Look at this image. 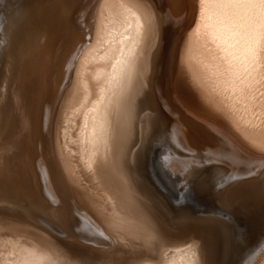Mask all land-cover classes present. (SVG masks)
Here are the masks:
<instances>
[{
    "label": "bare ground",
    "instance_id": "6f19581e",
    "mask_svg": "<svg viewBox=\"0 0 264 264\" xmlns=\"http://www.w3.org/2000/svg\"><path fill=\"white\" fill-rule=\"evenodd\" d=\"M136 1L145 7V29L137 44L139 54L129 57V62H136L137 69L131 78L137 90L133 91L131 80L123 87L117 85L114 91L112 88L111 95L108 91L105 112L100 108L107 127L101 133L97 131L89 151L96 154L95 158L90 155L95 162L93 168L88 167L95 177L87 181L91 177L86 178V171L81 183H77L69 163L74 164L77 159L79 163L81 157H73L70 152L76 158L72 162L67 160V152L62 153L66 156L58 153L56 141L61 140L56 128L57 115L82 97L77 79L84 68L91 70L88 78L93 90L98 83H104L107 64L91 63L86 57L91 50L87 43L94 44L101 14L109 0H8L4 5L0 26V212L10 216L0 213V224L13 228L20 223L27 231H35L47 246L56 245L63 254L58 252L60 257L64 256L69 264H155L153 257L188 241L193 246L181 251L184 264H214L213 228L220 224L223 230L224 221L213 213L197 216L183 208L175 210L174 201L161 191L150 164L149 181L145 177L139 160L150 152L148 144L160 135L161 141L177 143L179 150L189 152V174L192 183L196 181L195 188H199L195 193L200 201L208 199L206 202L220 209L235 208L254 216L255 235L249 242L255 239L251 250H257L251 254L249 264H262L264 119H250L247 99L239 88L232 89L235 71L230 67V36L217 31L215 20V29L209 28L210 24L206 26V20L203 24L201 0ZM225 9L229 11L230 7ZM252 43L253 54L246 53L250 56L246 68L256 80L254 86H264L262 31ZM130 91L140 102L136 104L139 110L132 107L135 113L130 104H124ZM80 151L77 154H83ZM81 166L79 163L77 168ZM173 166L179 168L175 161ZM226 166L230 170L227 174ZM179 257L176 259L180 263Z\"/></svg>",
    "mask_w": 264,
    "mask_h": 264
},
{
    "label": "rangeland",
    "instance_id": "374dc122",
    "mask_svg": "<svg viewBox=\"0 0 264 264\" xmlns=\"http://www.w3.org/2000/svg\"><path fill=\"white\" fill-rule=\"evenodd\" d=\"M201 1L202 2H200V4H201L200 5V14H201L200 15V19L203 22V24H206L208 22L206 24V26L209 27L208 24H210V27L209 28H211L212 22H214V20H215V22L213 24L216 25L215 27H219L217 31H219L220 33L224 34L226 37L227 36H230V38H229L230 39V42L231 43L232 42L234 43V45H233V43L232 44L230 42L228 43L229 48L232 47V48H230V49H232V50H230V51H232L231 54H230V59L232 58L231 61H230V67H231V69H233L235 71L233 73V77H232V80H231V83H232V86H233L232 89L235 91V90H237L239 88L238 90L241 91L242 96H244L243 97L244 100L247 99L246 102L249 103V108H250V109H248L249 112H247V114L249 113L248 114V117L250 119H253L255 121H260L261 118L264 119V113H262V112H264V106H262V104H264V102H263L264 101L263 100L264 93L262 92V91H264V89H263L264 86H258V84H257V87L258 88L256 87V85L254 86V82L256 80L252 77V72L250 74H248V72H249L248 70H250V69L247 70V68H248L247 62L250 60L249 57L253 54L251 52L252 51V46L254 45L252 43L253 42V38H255L256 35L259 34V32H261V31L264 34V31H263L264 30L263 29L264 28V22H263L264 21V0H254V1L253 0H225L226 3H228V5L224 3L225 2L224 0H201ZM203 1H207V2L205 3ZM221 1H223V2H221ZM230 2H231V6H229L230 5ZM202 4H204V5H202ZM225 5H227L228 7H226ZM229 7H230L231 10L229 9ZM225 8L229 9V11L226 10ZM236 8H237V11L239 10L238 12L236 11ZM227 11H228V14H227ZM231 11L232 12H236V13H232ZM202 12H204V13H202ZM213 14H214V16H213ZM230 14H233V15H230ZM206 16H207V18H206ZM211 16H213V17H211ZM226 17H229V18H227V20H226ZM210 18H211V20L213 18L214 19L211 21ZM228 19H229V21H230V19L231 20L233 19L232 21H230V24L228 23L229 22ZM209 21H211V22H209ZM217 21L219 22V24H218ZM223 21H227V22L224 23ZM221 22L224 23V24L222 23V25L224 27L221 25ZM142 26H143V28H141ZM144 27H145V7H144V5H143L142 2H139V1H136V0H109V3L107 4V6H105V9H104L103 13L101 14L98 31H97V33L95 35V39H94L95 40L94 44L92 45V43H87L89 45V47H91V50H89L87 52V57H86L87 60L89 62L95 63V64H99V63L105 62V64H107L108 74L106 75L105 78H103L104 83H98L97 87L94 86L95 89L93 90L92 89V86L90 84L89 78H88L90 76L91 70H90V68H84L81 71V73H80L79 79H77V80H79V82L81 84L80 86H81V91H82V94L83 95L80 98V100L78 101L79 103L78 102L77 103H72L73 105L71 104L65 111L62 110V113L61 112L58 113V115L59 116H62V118L59 117V119H58V115H57V122L58 123L60 122V124L57 123V126H56L57 132L60 130L58 132L60 138L58 136V139L61 140L60 142H57L58 140L56 141V144L59 143L58 145H60V147L58 145L56 146L57 147V150H58V153H60L62 156H66L67 155V160L68 161L71 160L72 162L74 160H76V158H80L81 157L80 158L81 160L78 161V162L80 163V166H81V164H82V166H84V168L82 166L79 167L80 169L83 168V170L82 169L80 170V169L77 168L79 166V163L76 162L78 159L73 162L74 164H72L71 162H69L70 165L72 166L73 173H75V179L76 178L78 179V182L77 183H81L82 182V180L85 178L84 175L87 173L86 171H88L87 174H89V175L86 174V178L87 179L89 177H91V176H94L95 177V174L93 175V173L90 175V172L91 171L93 172V170H90L89 171V168L90 169L93 168V164L92 163H95V162H92V159H93L94 156H96V154L94 155L91 152H89L91 150V147H92V145H91L92 139H93V141H95L96 138H97V135H98L97 131L98 132L100 131V133H101V131H103L107 127L106 123H103V122H105V119H104L103 116H104V112L106 110L105 108H107V103H108L107 100H108L109 94L111 95L112 94V91H114V89H118L117 88L118 86H122L123 87L126 82L129 83L132 80L131 77H133V74H134V72L136 71L137 68H136V62L135 61L133 62V60L131 59V62H129L130 61V58L129 57H131V56L132 57H137L138 56L139 52H138V45L137 44H138L139 39L140 38H143V34L142 33L144 32V29H145ZM215 27L212 26L213 29H215ZM221 27H223V28L221 29ZM240 27H242V28H240ZM256 28L258 30H256ZM142 29H143V31H142ZM242 31H243V33H242ZM232 34H234V35H232ZM123 36H124V38H123ZM236 38L238 39V41H235V40H237ZM246 38H248V39H246ZM202 39L205 41L207 38H202ZM233 39H235V40H233ZM249 45L250 46L252 45V46L250 47ZM243 46L246 47L247 50L244 49ZM233 47H234V49H233ZM249 48H251V49H249ZM233 51L235 52V54H234ZM242 51H243V55H242ZM246 53L248 55H250V56L248 57V55ZM235 55H236V57H235ZM242 57H243V59H241ZM243 61H246V62H243ZM242 65H243V67L245 69L242 67ZM238 66H239V68H238ZM246 66H247V68H246ZM124 68L126 70H124V72H123L122 70ZM239 69H241V73L242 74L239 72ZM117 72H118V74H117ZM123 77H124V79H123ZM133 81L134 80H132L131 85H132V88H133V91H134V90H137V87H135V85L133 84L135 81L134 82ZM104 84H106L105 87H110V89L107 90L105 87L103 88L102 85H104ZM112 88H113V90H112ZM101 89H103V90H101ZM260 89H262V90H260ZM108 91H109V94H107ZM130 93H131V91L129 92V94H126V96L124 97V99H125L124 100V104L125 103L126 104H130V110L133 112V108L135 110H139V107L136 108V106H138L136 104H140V102L139 103L136 102L135 101L136 98H134V95L133 94L130 95ZM257 93H258V95H257ZM90 95H92V96H90ZM261 95H262V97H261ZM129 96H130L131 99L129 98ZM249 96L251 97L250 99H249ZM254 96H256V97H254ZM257 96H259V97H257ZM94 97H96L97 100L94 99ZM260 97L262 98V100H261ZM103 98H104V101L106 100L105 101L106 104L103 101ZM257 98H258V100L256 101ZM248 99L250 101H248ZM253 99H254V101H253ZM99 100H100V102H99ZM130 100L132 102H130ZM88 101L89 102L91 101V102L89 103ZM259 102H260V104H259ZM99 103L101 104L100 106H99ZM102 103H103V106L105 104L106 107L104 106V108H103ZM254 104L255 105L256 104H259V105H256L255 106V107H258V108H256L257 110L254 108ZM250 106L251 107L253 106L252 109H251ZM259 106H260V108H259ZM100 108H102L104 110V112H103V110L101 112V109ZM98 112H100V113H98ZM135 112L136 111H134L133 113H135ZM252 114H253L254 118H252L253 116L250 117V115H252ZM99 117H101V119H103L102 122L100 121L101 119ZM117 117L119 119V115L114 116V118L116 119V121L118 120ZM61 119H63V120L60 121ZM76 119H78V120H76ZM94 121L97 122L98 125H97V123H94ZM94 124H95L96 127L98 126V129L93 126ZM59 125L61 126V128L59 127ZM74 126H76V127H74ZM75 128H77V129H75ZM89 129H92V131L89 130ZM71 130H75L76 131V132H73L72 131L73 134L74 133L75 134L78 133V134H76L78 138H76V136L74 134L76 141L74 139L73 134L71 133ZM94 130H95V132H93ZM88 131L91 132V134ZM94 133H96V135H94ZM71 134H72V137H71ZM85 136H86V139H85ZM66 138L67 139L70 138V139L69 140H66ZM81 138H82V140H81ZM64 139H65L66 142L64 141ZM72 139H74L75 142ZM88 139H90V140H88ZM83 141H84V144H83ZM85 141L88 142V143L90 142L89 143L90 147H89L88 143H86ZM69 142H71V143H69ZM60 143L61 144L63 143V146ZM66 143H68V145ZM70 144H72V146ZM66 145L69 146V147H66ZM76 145H78L79 147L76 146ZM83 145L85 147L86 146L87 147L84 148ZM70 146L72 148H74V150H72V148ZM63 147H65V148H63ZM75 147L78 148V149H76ZM62 148H63V150H62ZM68 148L70 149V151L68 150ZM88 148H90V149L88 150ZM75 149L77 150L76 152H75ZM81 149H82V153L84 154V156H81V155H83V154L80 153L81 152L80 151ZM78 150L80 151L79 154H77L78 153ZM61 151H63V152H61ZM86 151H87V153L85 154ZM64 152H67V153H65L66 155L65 154L63 155L62 154ZM70 152L73 154V157L74 156H77V157L76 158L71 157L72 154H70ZM68 154H70L69 157H68ZM91 154H92L93 157L90 158V155ZM78 155L80 157H78ZM88 157H89V159H88ZM82 158L85 159V160H82ZM83 161L87 165V167H86L85 164H83ZM75 162L78 164V166H77V164ZM74 165L76 166L77 169H75V166ZM85 169H88V170H85ZM76 172H78V173L76 174ZM80 174H82V175H80ZM77 175L81 176V178L79 176H78L79 177L78 178ZM91 179L93 180V177L89 178L87 181H89V180L91 181ZM0 213H2V215H4V216H8L9 215V213H7V212H0ZM16 224H14V227L12 226L13 228H9L8 226H5L4 224H2V222L0 224V227L3 226L2 228H0V235H1L0 236L1 237L0 238V245L2 244L0 246V264H69V262L66 261V259H65L64 256H61L60 257V255L62 254V252H60L59 250H57L58 248L55 247L56 245L55 246L54 245H51V247H50V245L47 243L48 244V246H47L45 244V242L40 239V237H39L40 235L37 234L35 231H33L32 229H30L32 231L29 232V231L26 230L27 228L25 227V229H24V227H22L20 225V223H16ZM11 229H12V231H11ZM13 230L14 231L15 230H18V231H15V233H16L15 234ZM6 232H7V234L8 233L9 234L7 235ZM11 233L14 236H16V238L20 236L21 239H20V237L18 239L13 238L14 236ZM3 234H5V235H3ZM10 234H11V236H9ZM22 236H23V238H22ZM7 239H9V241ZM10 239L12 241H14L15 243H13ZM2 240H4V241L6 240L5 241L6 243L5 242L4 243H1V242H3ZM21 240H23V241H21ZM16 241H18V243ZM193 241H195V240H193ZM10 242L13 243V244H11ZM40 243H42V245H40ZM6 244H8V245H6ZM14 244H15V246H14ZM38 244H39V247H36ZM187 244H188V246H187ZM184 246H186V247H184ZM192 246H193V244L190 241H188L187 243H184L183 245L172 246L170 249L166 250V252H164L163 255H161L162 257L160 255H157V256L153 257L152 260L156 262L155 264H161V263L162 264H166V261L167 260H168V262H167L168 264H169V262H171L170 264H174L173 263L174 261H175V264H176V262H177V264H184V258H185V256H183V252H181V251H183V249L186 250L188 247H191L192 248ZM1 247H3V249ZM179 247H181L180 248L181 250L179 249ZM176 248H178V249H176ZM171 249H172V251H171ZM5 250H6V252H5ZM21 250L23 251V253L21 252ZM169 250H170V252H169ZM194 251H195V249H194ZM58 252L61 253V254L59 255ZM57 255L60 258L57 257ZM170 255H172V257H170ZM177 255L181 256V257H179L181 259L178 258V260H180V263L176 259ZM61 258H62V260H61ZM9 259H11V260H9ZM262 264H264V262Z\"/></svg>",
    "mask_w": 264,
    "mask_h": 264
},
{
    "label": "water",
    "instance_id": "95a60500",
    "mask_svg": "<svg viewBox=\"0 0 264 264\" xmlns=\"http://www.w3.org/2000/svg\"><path fill=\"white\" fill-rule=\"evenodd\" d=\"M7 1L0 0V26L3 20L4 5ZM154 140L153 144H148L150 152L144 156L143 160L142 158L139 160L143 165L146 179L149 181L147 173L150 164L161 191L174 201L175 210L183 208L190 215L201 216L205 213H213L220 216L224 221L225 228L220 229V224L213 228V247L211 249L214 264H249L251 254L257 250H251L257 241L254 239L249 242V239L255 235L254 216L235 211V208H231V211L220 209L218 206L216 208L213 206L214 204L206 202L208 199L200 201L195 193L199 188H195L196 181L192 183V177L189 174L190 165L187 164L189 152L179 150L180 145L178 146L177 143L170 145L164 140L161 141L160 135ZM202 154H204L203 151ZM174 161L179 164V168H174ZM219 165L224 166L223 164ZM229 171L227 167L225 173L227 174ZM229 183L223 184L222 187ZM203 196L207 198L206 194Z\"/></svg>",
    "mask_w": 264,
    "mask_h": 264
}]
</instances>
